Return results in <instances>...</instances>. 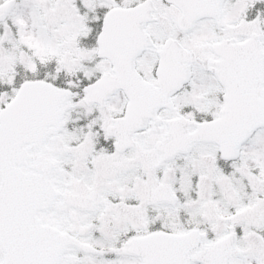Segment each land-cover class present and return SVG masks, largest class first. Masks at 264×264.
<instances>
[{
  "label": "snow or ice",
  "instance_id": "snow-or-ice-1",
  "mask_svg": "<svg viewBox=\"0 0 264 264\" xmlns=\"http://www.w3.org/2000/svg\"><path fill=\"white\" fill-rule=\"evenodd\" d=\"M0 264H264V0H0Z\"/></svg>",
  "mask_w": 264,
  "mask_h": 264
}]
</instances>
